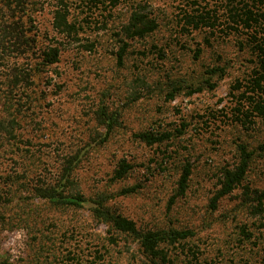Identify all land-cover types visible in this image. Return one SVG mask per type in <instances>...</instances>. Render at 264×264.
<instances>
[{
	"label": "rangeland",
	"instance_id": "1",
	"mask_svg": "<svg viewBox=\"0 0 264 264\" xmlns=\"http://www.w3.org/2000/svg\"><path fill=\"white\" fill-rule=\"evenodd\" d=\"M65 1L73 20H79L78 35L69 38L52 68L57 86L50 88L53 95L42 107H34L38 112L22 135L24 158H17L13 168L27 171L26 183L53 185L66 162L77 159L70 176L75 192L87 199L107 196L106 206L141 230L196 233L169 247V263L153 264H264V214L254 216L246 196V188L264 190V150L259 148L264 120L256 118L243 128L233 115L240 93L233 85L253 66L249 48L241 50L237 38L218 32L208 46L205 29L183 34L177 24L180 3L172 0H121L112 11ZM224 2L217 0V5L224 8ZM42 3L39 20L55 36L51 23L57 0ZM209 3L215 6L216 0ZM144 5L158 27L145 39L128 38L125 26L136 6ZM124 41L128 46L119 64ZM88 44L94 45L92 51L86 50ZM198 47L203 52L196 60L193 50ZM217 64L227 69L218 86L189 94L187 87L200 83L206 68ZM139 77L145 81L136 83ZM132 88L141 95L135 102L130 100ZM172 91L175 97L168 99ZM104 108L118 113L119 122L102 142L107 129L99 112ZM149 129L174 136L148 146L136 134ZM241 143L253 153L247 175L213 209L211 200L225 169L239 163ZM122 160L133 168L116 180L114 171ZM187 162L192 165L189 186L184 196H176ZM7 167L5 162L3 170ZM135 185V194L120 195ZM22 191L0 210V264H151L134 238L94 218L91 203L62 208ZM244 226L251 240L240 234Z\"/></svg>",
	"mask_w": 264,
	"mask_h": 264
},
{
	"label": "trees",
	"instance_id": "2",
	"mask_svg": "<svg viewBox=\"0 0 264 264\" xmlns=\"http://www.w3.org/2000/svg\"><path fill=\"white\" fill-rule=\"evenodd\" d=\"M78 1L91 11L93 8L101 7L112 11L119 6L121 0ZM172 1L183 4L182 6L179 4L177 15V24L183 34L205 29L210 35L205 38L208 46L211 45L209 38L218 32L224 37L232 35L237 38L241 50L249 48L253 57L250 62L253 66L247 67L245 77L237 79L233 85V90L240 92L233 115L235 122L243 128L252 124L256 118L264 120V0H225L222 6L224 8L217 5V0L215 6L211 5L209 0ZM145 7L146 5L136 6L132 12L130 21L124 29L128 38L145 39L156 31L158 25L150 19ZM43 9L42 0H0V210L2 207H8L9 203L17 198V191L21 188L23 189L21 194L45 199L62 208H82L89 202L94 218L109 225L116 232L134 238L151 264L169 263V247L182 244L193 238L196 233L192 230L173 228L141 230L134 220L106 206L109 199L107 196L100 194L87 199L80 192H75L71 187L73 181L70 176L77 159L75 161L72 158L66 162L62 176L53 185L26 183L23 180L29 179L27 171L24 170L20 174L13 168L17 158H24L21 157L24 152L22 135L38 112L34 107L37 105L42 107L53 95L50 88L57 86L52 68L60 62L63 47L69 38L78 35L79 20L77 18L73 20L72 9L67 1L57 0V5H54L51 25L55 36L42 27L39 15ZM93 46L88 44L86 50L92 51ZM127 46L128 42L124 41L118 51L119 64L124 60ZM193 52L197 60L203 50L198 47ZM226 71V67L218 64L206 68L204 79L187 87L190 88L189 94L199 93L204 89L214 90L219 80L226 75ZM142 81H145V78L139 77L135 80L136 83ZM131 91V102L139 100L141 96L139 91L136 88H132ZM174 97L175 91H172L167 98ZM118 115L109 113L105 108L100 109L99 117L107 129L102 142L108 140L118 124ZM173 136L172 132H156L150 129L136 134V137L148 146L161 144ZM259 148L263 151L264 144ZM237 150L239 163L233 169H225L221 187L211 200L213 209L217 208L220 199L239 188L247 175L253 153L243 143L238 145ZM5 162L9 168L3 170ZM132 168V164L122 160L114 171V179H124ZM191 175L192 165L187 162L182 167L177 182L176 196L186 194ZM14 184H18L16 191H12ZM138 190V185L126 187L120 191V195H132ZM246 196L252 203V214L254 216L264 214V190L251 191L246 188ZM240 231L246 240H251L252 233L248 232L245 226L241 227Z\"/></svg>",
	"mask_w": 264,
	"mask_h": 264
}]
</instances>
